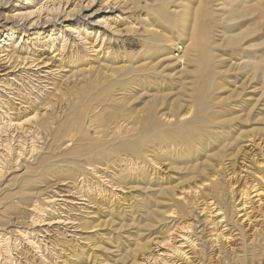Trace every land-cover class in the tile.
<instances>
[{
  "label": "bare ground",
  "instance_id": "bare-ground-1",
  "mask_svg": "<svg viewBox=\"0 0 264 264\" xmlns=\"http://www.w3.org/2000/svg\"><path fill=\"white\" fill-rule=\"evenodd\" d=\"M16 1L0 0V9H7L0 12V113L6 119L0 126V193L10 198L8 207L24 206L30 218L22 223L28 228H18L12 213L0 211V264H81L85 248H104L110 240L99 229L105 224L92 223L88 214L106 203L114 215L119 202L142 186L153 193L142 192L141 205L154 196L164 206L147 208L145 226L157 224L156 235L137 239L130 264H198L207 240L216 263L228 260L237 241L238 264L262 257L264 155L245 157L264 151V133L239 134L234 156L225 154L232 139L224 141L241 119H225L230 103H214L209 91L233 69L247 68L253 79L261 74L264 80V57L242 60L238 51L241 61L230 59V69L221 71V45L211 35L217 24L235 20L226 46H240L263 28L264 0ZM143 1V18L125 15ZM138 26L147 32L141 50L114 47L123 28ZM177 86L171 101L157 94ZM239 91L232 104L243 106ZM3 128L11 130L8 136L2 137ZM209 138L225 144L197 164L191 155L216 147ZM176 173L182 179L171 184ZM52 178L56 190H30ZM32 197L38 202L31 204ZM36 233L43 237L37 245Z\"/></svg>",
  "mask_w": 264,
  "mask_h": 264
},
{
  "label": "rangeland",
  "instance_id": "rangeland-1",
  "mask_svg": "<svg viewBox=\"0 0 264 264\" xmlns=\"http://www.w3.org/2000/svg\"><path fill=\"white\" fill-rule=\"evenodd\" d=\"M225 1L227 2L228 0H225ZM16 2H17L16 0H11L12 5H13V3H16ZM144 4H145V1H143L141 3L140 7H138L137 9H135L133 11H128L125 15H129V16H131L132 19H135V20L143 18L145 16L146 12H145V8L143 9L141 7H145ZM9 8H11V7H9ZM6 10L7 9H0V12L3 11L2 13H5ZM235 24H236L235 20L227 21L225 23L222 22L219 25L217 24L218 29H217V26L215 28V30L217 29V32L216 33L213 32L211 34L213 41H215V44L221 45V48H219V51L223 54L222 55L223 56L222 57L223 62H222V65L220 67L221 71L229 70L231 61H237V62L241 61V60H237L239 56L235 55L236 51H238V54L240 55L242 60H247L248 57H252V58H256V59L260 58L259 56L264 57V26H263V28L258 29L255 33L246 36L243 39V41L241 42L240 46H238V47L226 46V38L228 37V35H230L236 29V26H234ZM243 27H244V25L240 26L238 29L241 30ZM48 28H50V26L49 27L47 26L45 29H48ZM122 30H123L122 34L119 37L117 43L116 44L114 43L115 45L113 44L114 47L116 49L119 48L120 51H126V52H136L138 50H141L143 47L141 41H142L143 37L147 36V32L145 31V28L138 26V27L134 28L133 30H129V29L126 30L125 28H123ZM221 30H222V32H221ZM249 45L252 48H250ZM230 59H231V61H230ZM190 69H195L194 74L197 73L196 68H194L193 66H190L188 70H190ZM263 85H264V80L262 79L261 74H258L253 79L252 76L250 75V72L247 71V68H244V69L241 68V69H233V70L227 71L226 74H224L220 79H218L217 83L209 91L210 97L214 101V103H228V102L230 103L229 108H232L233 113L231 112V114H226L224 116L225 119H228L231 116L233 117L236 115L240 116V119H241L238 122L240 126L237 129L234 128L231 131V134L233 137L231 136V138L229 137L230 139L228 138L227 140L224 141L225 143H227L228 140L232 139L231 140L232 143L229 141H228V143L229 144L231 143L232 145L234 144L233 146L230 145L231 147H233L232 149H231V147H229L228 143H227L228 146L226 144L227 147L225 148V150L227 152H225V154H228L229 156H234L233 154L235 153V150H236L235 149L236 143H234L235 141L233 139H236L239 134L249 133L250 131H252V132L256 131L257 135H262V133H264V94H263L264 93V86ZM152 88H153V86H151L150 91H148V93H146L148 96L150 93H152ZM179 88L180 87L177 86L176 88L159 91V92H157V94L167 95V97H171L169 99V101H171L176 96H178L177 94H175V92ZM189 89H191L190 84H186V90L188 91ZM238 90H240L239 92H242L243 96L241 99L245 101L243 103V106H240L239 104L238 105L232 104V101L237 97V95H235V94L237 93ZM261 92H263V93L261 94ZM144 97H146V96H144ZM145 100H147V97L143 98L141 101H145ZM141 105L142 104L139 103L138 107H140ZM234 106H235V108H234ZM240 108H242V110H238ZM247 111L250 112L249 119L246 122H243L242 120L247 115V113H248ZM5 120L6 119L3 117V114L0 113V126L3 124H6ZM3 129H5L6 132H4L2 134V137H4L6 134L8 136L9 135L8 133H10L8 131H11V130H8L9 128L8 129L3 128ZM42 136H46V135L44 134ZM209 141H211L210 143H212V141H213L211 146L212 145H214V147L216 146L215 149L209 150L206 153L205 149L201 148L197 152V154H195V156L191 155L192 158H190V159H193L194 157L197 156L198 158H197L196 163L202 164L207 160V157L211 158L213 156V154L216 153L219 146H221L222 144H225V143L218 141V140L217 141L216 140L214 141V139L210 140V138H209ZM248 143L249 142H246L245 145ZM257 150L254 151L253 154L249 153L250 155H248V151H247L245 161H247V159L252 160L253 158H256L257 156H258L257 157L258 159L262 158L263 157L262 155H264V151L260 152L259 148ZM230 151H231V153H230ZM258 152H260V154ZM228 155H227V157H228ZM249 156H250V158H249ZM227 157L225 156L224 161H227L228 159L231 160L233 158V157L232 158L228 157V159H227ZM193 163H194V161H190L184 165L189 166L190 164H193ZM171 166H176V165L171 164ZM15 173H18V172H15ZM168 174L172 175L171 172L165 173V175H168ZM176 174L177 175L172 177L173 179L170 181L171 184H175L179 180V179H176L177 177L182 179V176L179 173H176ZM13 175H14V173L11 174L8 178L13 177ZM53 181L55 182L56 180H54V178H52V179L48 180V182H50V183L41 181L40 184H38L39 183V181H38V183L36 182V184H35L36 187H34V189H30V190L35 191V192H44V190H46L47 188H48V190H52V191L54 189L56 190V188H53V186L55 185V184H53ZM9 184H10V181L7 180L6 185L9 186ZM166 184H167V181H166ZM3 186H4V184H3ZM50 188H52V189H50ZM156 188H158V186L155 185L152 190H154ZM73 190H78V189H71V191H73ZM138 190L139 191H137V189H136L135 191H133L130 194L133 196L132 199H127V200L119 202L120 206L118 207V205H117L114 208V209H116L114 215L112 213H109V210H107V208L109 209V207H108V204H106V203H104L100 207L98 206V208L103 209L102 211H105L104 213L102 211L99 213L97 210H93L94 214L92 212H90V214H88V219H90V221L91 220L94 221L92 223H94V224H96V223L105 224L104 227H101L99 229H100L101 233H105V235H103L102 237L109 238V236H110V240L107 241L108 245H105L104 248H102V247L101 248H92V249L85 248V250H84L85 252L83 254L84 257L79 260V262H81V264H84V263L85 264H130L131 263V253L130 252H131V250L133 251L137 242L142 241V239L145 240L148 237L151 238V237L156 235L154 232H156L155 230L157 229L158 225L155 224L151 228L150 227L147 228L145 226V224H146L145 213L147 212L148 209L150 210V209H154V207L156 208L159 205L158 203L162 204V206H164V203H162V201H160L161 199H156L157 197L155 198L154 196H152L149 199V204H144L145 206L143 204L141 205V203H143L142 201L145 198V196L142 192H145L146 190L143 188V186L141 188H139ZM140 193H142V194H140ZM152 193H153V191H150V189H148L145 192V195L149 196V195H152ZM13 196H15V195H13ZM32 198H33V200H31V202H30L31 204H33V202H35V200H36L34 197H32ZM9 200H10V198L4 199V194L0 193V211L4 209V211H6V212L9 211V214L12 213L10 215V217L11 218L13 217L12 220L15 222H17V220H19L18 223H20V224H18V223H17L18 225L16 224V227L19 228L23 222H26L29 220L30 216L23 213L22 208L24 206L23 207L20 206V208L17 207L19 210L15 207H8V205L10 204ZM6 202H8L7 205H5ZM36 202H38V200H36ZM156 202L158 205L156 204ZM129 203L130 204L132 203L131 204L132 207L128 206V205H130ZM105 204H106V206H105ZM135 205H136V207H135ZM121 208H124V210ZM120 209L123 213L121 212V214H117L120 212ZM158 209H160V207H158ZM61 210L59 207H56V209L54 210V213H60ZM88 211H90V209ZM26 216H27V218H26ZM261 223L262 222H260L259 225ZM120 224L122 226H120ZM261 225H263V224H261ZM22 226L23 227L27 226V228L29 227V225H23V224H22ZM110 226H112V230H109ZM208 227L209 226L205 227V229L207 231L206 234H208V229H209ZM247 233H250V231H248ZM117 236L119 237V239H115ZM35 237L36 238H34V241L37 240L36 245L43 242V240H41V239H43V237L40 236L39 233H36ZM13 238H16V236H14ZM138 238H139V240L137 241ZM115 240L117 241V245H116V243H114ZM207 241H206L207 245L205 248L206 254L205 253H204V255L201 254L203 257L201 255L199 256L200 261L198 264H204V261L207 263V261H208L207 259H210L209 264H221V263L222 264L223 263L224 264H229V263L232 264V262H234V264H238V262H237L238 259L241 260V256H239V253H240V255L242 253L241 252V243L237 241L235 243L236 247L234 246V248H235L234 252L232 251L233 254H231L232 252H230L226 256L228 259V260L225 259L227 261V263H225L226 261H224V260H219V263L213 262L214 261L213 255L210 251L211 248L209 247V243ZM15 242L20 243L21 245L26 244L23 237H20V236H17ZM258 242H261V241H258ZM261 243H258V244H261ZM247 244L250 246H252V244L256 245L254 242L253 243L248 242ZM257 246L258 245L254 246L255 249L257 248ZM261 246L264 248V242H263V245H260L258 247L260 248ZM262 247H261V249H262L261 251L264 252V249ZM106 248H107V251H105ZM42 249H44V248H42ZM125 254H127L128 256H126ZM209 254H210V257L208 258ZM103 255H105V256H103ZM204 256H205V258H204ZM257 256H258L257 259L261 260V261L260 260L258 261V264H264V255L262 257H260V255H256V257ZM256 257H252V258L248 257L247 261L245 260L244 263L245 264H249V263L255 264L256 263L255 262ZM196 262H198V260ZM78 264H80V263H78Z\"/></svg>",
  "mask_w": 264,
  "mask_h": 264
}]
</instances>
